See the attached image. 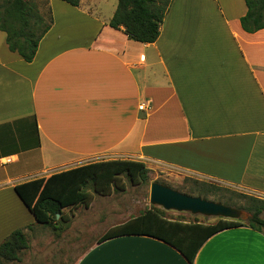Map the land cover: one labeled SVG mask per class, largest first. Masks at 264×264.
<instances>
[{"label":"crops","instance_id":"crops-1","mask_svg":"<svg viewBox=\"0 0 264 264\" xmlns=\"http://www.w3.org/2000/svg\"><path fill=\"white\" fill-rule=\"evenodd\" d=\"M97 2L48 0L53 24L29 63L0 32V216L33 219L15 185L99 160L264 198V29L243 31L244 0H173L150 44L111 28L115 3L102 13ZM239 234H252L250 249L222 254ZM258 237L247 225L223 230L189 263L157 239L121 236L75 264H260Z\"/></svg>","mask_w":264,"mask_h":264},{"label":"trees","instance_id":"trees-1","mask_svg":"<svg viewBox=\"0 0 264 264\" xmlns=\"http://www.w3.org/2000/svg\"><path fill=\"white\" fill-rule=\"evenodd\" d=\"M73 7L81 0H61ZM173 0H117V6L108 25L122 30L128 39L142 44L154 43L160 26ZM246 14L240 25L246 33L264 29V0H244ZM53 24L48 0H0V32L10 52L17 53L23 61L33 60L39 42ZM149 170L139 161L99 160L80 167L55 173L48 178H38L15 185L14 191L33 216L34 221L52 231L61 233L69 227L70 218L63 210L83 206L88 208L91 188L94 193L108 196L118 188L123 176L132 185L143 184ZM191 191L206 200V196L220 189L214 183L193 181ZM247 223L218 218L213 223L172 219L167 212L150 206L138 216L110 228L97 239V243L129 235H142L157 239L177 250L192 263L200 247L213 235L223 230L248 227L264 234V199L247 197ZM30 226L12 232L0 243V264L19 262L20 253L28 248L25 231Z\"/></svg>","mask_w":264,"mask_h":264},{"label":"rangeland","instance_id":"rangeland-1","mask_svg":"<svg viewBox=\"0 0 264 264\" xmlns=\"http://www.w3.org/2000/svg\"><path fill=\"white\" fill-rule=\"evenodd\" d=\"M113 3L117 6V0H98L97 5L102 13H108ZM193 181L198 180L174 171H158L157 173H148L147 181L139 185H132L127 178L122 176L118 181V188L108 196L98 195L90 188L88 190L90 203L94 201L95 204L91 209L79 206L63 210V215L70 218V224L59 234L50 228L38 225L32 216L33 219L29 220L30 217L25 215L26 213L23 216L18 211L2 212L0 243L12 232L27 226L31 227V230L26 229L25 231L28 248L20 253V261L7 262L6 264H75L79 257L109 230V227L126 222L153 206L149 202V190L152 183L156 182L180 193L199 197L196 192L191 191L194 185ZM216 185L220 189L216 190L214 194L206 196V200L241 211L240 217L229 220L247 223L249 218L247 209L250 206L247 197L254 196L260 199L262 197L239 188L223 184ZM166 212L169 218L190 222L196 220L213 224L218 220V217L192 215L186 212ZM260 217L264 219V212Z\"/></svg>","mask_w":264,"mask_h":264},{"label":"water","instance_id":"water-1","mask_svg":"<svg viewBox=\"0 0 264 264\" xmlns=\"http://www.w3.org/2000/svg\"><path fill=\"white\" fill-rule=\"evenodd\" d=\"M149 202L164 211L186 212L206 217L237 219L242 215L239 210L202 199L201 197L180 193L156 182L150 185Z\"/></svg>","mask_w":264,"mask_h":264},{"label":"snow or ice","instance_id":"snow-or-ice-1","mask_svg":"<svg viewBox=\"0 0 264 264\" xmlns=\"http://www.w3.org/2000/svg\"><path fill=\"white\" fill-rule=\"evenodd\" d=\"M252 234H239V238L235 240L225 241L221 245L220 251L222 254L239 253L250 249L254 241L250 239ZM260 241L262 249H264V237L256 238ZM209 264H253L249 261H211ZM264 264V260L260 262Z\"/></svg>","mask_w":264,"mask_h":264},{"label":"built area","instance_id":"built-area-1","mask_svg":"<svg viewBox=\"0 0 264 264\" xmlns=\"http://www.w3.org/2000/svg\"><path fill=\"white\" fill-rule=\"evenodd\" d=\"M146 109V105L144 103H142L140 106H139V110H145ZM8 162L10 161L9 159L7 160Z\"/></svg>","mask_w":264,"mask_h":264}]
</instances>
